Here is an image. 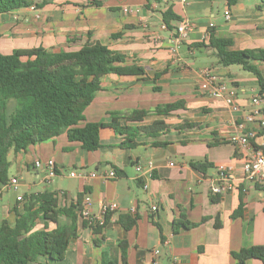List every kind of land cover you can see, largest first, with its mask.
<instances>
[{"label": "crops", "instance_id": "1", "mask_svg": "<svg viewBox=\"0 0 264 264\" xmlns=\"http://www.w3.org/2000/svg\"><path fill=\"white\" fill-rule=\"evenodd\" d=\"M98 1L51 0L36 9L29 6L0 13V50L11 53L15 48L43 46L58 52L77 50L88 41L99 40L128 55L130 62L144 66L150 77L164 71L156 82L162 89L154 90L152 79L107 74L83 121L106 123L100 130L98 149L88 150L62 133L25 151L11 150L9 160L17 174L9 173V181L18 177L19 183L17 188L0 183V223L4 219L11 225L16 223L15 206L22 211L18 195L46 190L38 187L53 182L45 181V167L37 166L36 161L54 159L58 176L73 183L71 188L52 190L59 194L60 206L76 202L78 193H83L90 197L88 206L95 220L104 218L103 204L117 202L118 208L107 212L103 240L83 226L84 218L79 215L77 235L71 239L65 257L53 260L40 256L32 264H101L103 251L123 264L121 241L126 242V264H237L234 253L264 245V188L244 177L250 150L231 143L228 137L245 122L243 115L253 108L251 99L260 85L252 72L238 74L231 65L219 64L208 36L214 30L218 37L231 38L233 49L264 48V8L258 7V0H235L233 4L229 0H164L162 5L152 0L149 7L147 0ZM170 4L192 27L179 45L175 42L178 33L168 29L162 19L161 11ZM219 4L224 5L223 15L215 10ZM226 9L231 11L229 19ZM117 32L122 35L113 38ZM201 41L205 46L196 45ZM258 66L264 76V62ZM209 67L236 88L239 111L223 97L198 90L202 70ZM180 99L185 101V108L169 115L156 113L157 105ZM135 109H146L148 114L142 121L120 118V122L138 126L163 119L168 127L155 137L140 134L134 147H122L124 136L109 126L111 113L127 115ZM245 125L253 126L249 122ZM192 162L208 167L200 171ZM219 165L234 175V186L213 194L211 187L219 181ZM80 168L98 173L114 169L117 176L84 180L69 175L70 170ZM20 186L25 190L19 191ZM12 188L14 195L10 194ZM153 205L158 210H152ZM121 216L136 217L137 222L127 229ZM182 218L198 225L174 231V220ZM69 222L66 216L59 218L60 225ZM46 227L53 230L57 223L40 218L34 230ZM247 264L264 262L251 258Z\"/></svg>", "mask_w": 264, "mask_h": 264}, {"label": "trees", "instance_id": "2", "mask_svg": "<svg viewBox=\"0 0 264 264\" xmlns=\"http://www.w3.org/2000/svg\"><path fill=\"white\" fill-rule=\"evenodd\" d=\"M51 0H0V13L14 9L36 5L43 7ZM146 4L150 6V1ZM160 5L164 0H155ZM235 0H229L233 4ZM259 8H264V0H258ZM98 3V0H93ZM165 26L170 30L178 29L183 17L170 4L161 11ZM122 32L113 33V38ZM209 46L216 49L218 63L224 66L241 65L245 70L257 76L260 90L264 91V76L258 63L264 62V48L233 49L232 39L218 37L214 30L209 32ZM205 41L197 46H205ZM137 75L144 79H152L154 90H161L156 85L164 71H157L150 77L146 68L130 62L125 53L112 49L99 40L88 41L77 50L52 51L43 46L33 48H15L11 53L0 50V183L9 182V152L25 151L33 144L54 139L66 133L71 142H79L88 150H96L101 146L100 130L106 124L86 120L85 110L93 101L96 93L102 89V78L107 74ZM13 100L15 103H13ZM12 104V105H11ZM12 106V110H10ZM185 108L183 99L160 104L156 113L169 115L171 112ZM113 120L109 126L124 136L122 147H134L140 134L157 136L167 129L163 119L151 124L132 126L120 122V118L128 121H142L148 114L146 109H135L127 115L111 113ZM187 125H193L189 123ZM155 145L167 143L154 142ZM193 167L205 171L206 163L192 162ZM89 187H86L88 192ZM83 193H78L76 202L59 205V194L49 189L24 194L22 211L17 210L14 225L4 219L0 223V264H32L40 256L53 260L65 257L69 243L77 235V221L82 209ZM66 216L69 223L60 225L59 218ZM43 218L57 223V227L34 230L37 221ZM128 218V219H127ZM121 223L129 229L137 222L136 217L121 216ZM108 223V213L102 219H84L83 226L89 227L95 234L104 239L103 229ZM198 223L186 218L175 219L174 231L190 229ZM218 225V224H217ZM100 243L99 240H96ZM123 264L127 262L126 242L119 244ZM237 264H247L251 258H259L264 262V245L244 247L234 253ZM101 264H119L107 251L102 252Z\"/></svg>", "mask_w": 264, "mask_h": 264}, {"label": "built area", "instance_id": "3", "mask_svg": "<svg viewBox=\"0 0 264 264\" xmlns=\"http://www.w3.org/2000/svg\"><path fill=\"white\" fill-rule=\"evenodd\" d=\"M36 9V5L30 6ZM125 10H129L125 8ZM225 17L229 19L231 17V11L226 9ZM213 25V24H212ZM189 22L182 21L177 29L178 36L175 37V42L177 45L187 36L191 29ZM198 90L202 92H207L211 96L223 97L226 102L232 106L236 111H239L241 107L236 101L237 91L234 86L228 85L212 68H204L202 70V78L197 85ZM251 103L253 108L243 115L244 121L238 125L237 130L231 133L228 140L237 145L250 150L246 160L244 162V177L246 180L253 184L259 185L264 188V91L259 90L256 92ZM252 123V127H247L245 123ZM260 139V142H256ZM174 165L173 162H171ZM37 166L45 167V181H50L55 176L60 175L58 168L54 159H48L46 161H41L40 159L36 161ZM151 167V166H150ZM137 169L142 170L141 165H137ZM69 175L71 177H80L84 180H89L95 177H102L103 179H108L117 176V172L114 169H110L104 173H98L96 171H88L85 168L70 170ZM217 176L219 181L214 183L211 187V192L213 194H220L229 191L234 186V175L225 165H219L217 168ZM19 183L18 177H13L8 182V187H15ZM147 185H145V188ZM18 200L23 199V195H18ZM90 197L87 195L83 200L82 209L80 212L84 219H94L91 215L90 208ZM118 208L117 202L106 203L102 205V213L105 214L109 210ZM152 210H158L157 205L152 206ZM100 219V218H99ZM156 255L159 253V249L154 252ZM158 264V263H156Z\"/></svg>", "mask_w": 264, "mask_h": 264}, {"label": "rangeland", "instance_id": "4", "mask_svg": "<svg viewBox=\"0 0 264 264\" xmlns=\"http://www.w3.org/2000/svg\"><path fill=\"white\" fill-rule=\"evenodd\" d=\"M130 2L134 1V0H129ZM215 10L218 14H222L223 15V12H224V5L223 4H219L217 6H215ZM213 60V59H212ZM210 62V61H208ZM199 65L202 64V63H198ZM231 68H232V71L233 72H236L238 74L242 73V74H249L250 71H247L245 70L244 68H242L241 65H238V64H233L231 65ZM13 103H15V101L13 100ZM12 105V104H11ZM10 110H12V106L10 108ZM12 158V157H11ZM9 173L10 175L12 174H17V169H16V166L13 165V163H11V166L9 168ZM21 177V175H19ZM52 181L53 182H50L49 184L44 183V184H41L38 189H49V190H55V189H58V187H63V188H71L73 186V183H70L69 179L68 178H61L59 176H55L54 178H52ZM25 186H20L19 187V191H22V190H25ZM13 189V188H12ZM14 192H15V188L13 190H10V194L14 195ZM0 215H1V212H0Z\"/></svg>", "mask_w": 264, "mask_h": 264}]
</instances>
